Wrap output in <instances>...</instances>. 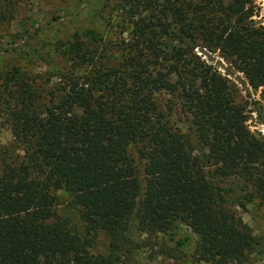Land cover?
I'll list each match as a JSON object with an SVG mask.
<instances>
[{
	"label": "trees",
	"instance_id": "trees-1",
	"mask_svg": "<svg viewBox=\"0 0 264 264\" xmlns=\"http://www.w3.org/2000/svg\"><path fill=\"white\" fill-rule=\"evenodd\" d=\"M117 2L128 32L119 52L76 32L69 69L45 94L16 66L3 76L0 110L21 155L0 158V264H117L121 250L176 220L197 237L195 264L241 263L253 235L228 203L252 218L248 202L264 207V138L195 48L219 51L264 101V26L252 0ZM161 92L176 102L162 106ZM58 189L79 206L76 218L59 211ZM99 233L105 252L91 250Z\"/></svg>",
	"mask_w": 264,
	"mask_h": 264
},
{
	"label": "rangeland",
	"instance_id": "rangeland-1",
	"mask_svg": "<svg viewBox=\"0 0 264 264\" xmlns=\"http://www.w3.org/2000/svg\"><path fill=\"white\" fill-rule=\"evenodd\" d=\"M118 0H0V83L3 76L14 66L31 79L42 93L50 90L59 76L69 69L65 51L74 33L78 32L87 42H102L111 52H119L121 41L127 40V30L117 26L119 18ZM256 25L264 26V0H252ZM119 7V8H118ZM59 16L53 20V16ZM37 28L39 30H37ZM6 49V50H5ZM207 63L227 77L232 85L235 99L245 106L246 124L257 137L264 138V101L260 88H253L244 74L231 64L219 51L205 47L195 48ZM36 51V52H34ZM45 56L51 65L37 57ZM159 103L167 107L176 102V96L161 92ZM169 122L178 130L190 134L189 123L174 110H168ZM0 110V158H15L21 155L18 142L14 139ZM135 163H140L135 148H130ZM57 207L67 211L73 218L79 214V206L72 201L68 192L56 191ZM242 220L251 228L253 242L243 261L238 264H264V207L257 201L248 202L247 208L257 213V218L241 207L229 202ZM62 212V211H61ZM66 213V212H65ZM184 236L189 239L178 244ZM137 248H125L120 252L117 264H195L196 235L182 221L176 220L166 232L143 235ZM108 239L99 233L92 247L94 252H105ZM60 264V263H58Z\"/></svg>",
	"mask_w": 264,
	"mask_h": 264
}]
</instances>
